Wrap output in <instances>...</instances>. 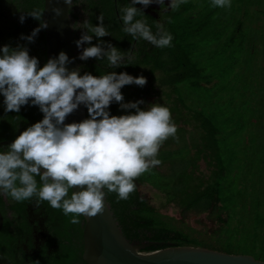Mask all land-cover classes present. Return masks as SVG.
<instances>
[{"label": "trees", "instance_id": "16d2710c", "mask_svg": "<svg viewBox=\"0 0 264 264\" xmlns=\"http://www.w3.org/2000/svg\"><path fill=\"white\" fill-rule=\"evenodd\" d=\"M83 2L89 8V22L98 25L100 21L97 17L102 15L104 26L109 32V35L99 38L89 33L92 35V41L87 47L100 44L107 48V45L111 44L124 54L127 64L111 68L106 57L103 60L91 58L94 61L88 60L79 66L81 75L90 73L99 76L112 71L126 72L134 77L142 75L146 78L148 75L147 83L143 87L133 83L121 88L124 103L135 102L141 96L148 95L150 88H156L152 81H157L158 87L172 88L185 81H189L191 85H200L201 79L193 80L202 69L191 58V42L187 30L189 23L197 15L194 12V1L186 0L177 10L166 12L163 26L172 35V41L171 46L163 48L156 47L142 38H133L123 31L121 9L127 7V4L122 0ZM233 4L235 11L242 16V19H239L241 28H238V32L242 30L243 18L252 13L259 15V21L264 19V0H236ZM34 9L42 10L43 0H0V47L24 46L30 56L38 59L39 66H43V29L31 42L21 38L30 35L40 24V21L28 14ZM22 15L23 23L20 22ZM180 16L184 19L178 21ZM150 24L148 23L151 30L156 33V25L152 27ZM253 28L261 34L264 44V25L259 27V22L255 21ZM131 47L133 50L130 52ZM157 73L159 75L156 77ZM209 78L204 82L207 85L212 83ZM170 93L174 92L170 89L169 93L163 94L169 98ZM154 102L170 109L173 122L177 125V130L184 132L183 135H187V128L179 124L189 123L181 122L180 118L185 116V120L191 122L190 140L184 138V146L190 148V156L180 171H175L176 159L169 155L160 157L164 152H171V149H174V152L178 150L179 141L170 137L162 146L172 143L175 148H162L157 157L161 161L171 163L169 173V170L162 172L156 166L151 168L136 179V190L127 200H120L116 193H109L105 189V197L124 236L132 241L138 237L141 229L156 230L157 234L144 243L148 244L144 251H154L172 245L219 249L222 244L216 245L213 239L217 242L236 241L237 248L227 244L230 246L225 247L223 251L251 253L256 259L264 260V104L259 108L260 117L240 116L237 120L225 118L226 124L222 127L221 122L225 121L224 111L213 110L211 103L187 106L181 100L175 99L172 105H169L168 101L163 103L161 98ZM245 105L248 106V103ZM139 107L144 109L142 104ZM248 108L243 109L242 113H256L255 109H258L251 102ZM121 110L120 104L115 101L108 108L110 115H122ZM134 111L135 109H130V112ZM85 113L86 119L89 118L86 106ZM42 118L43 113L39 106L33 105L31 101L21 106L19 112L5 111L4 97L0 94V140L16 138L23 130ZM246 128L249 132H245L236 147L231 143L233 138H238L236 131ZM226 143H229V149ZM8 145L10 144L0 146V151L7 150ZM192 146L196 149L194 155L191 154ZM231 148L236 149V152L231 153ZM224 152H229L228 159L233 165L226 166L222 156ZM238 155L243 156V160L241 165L236 166L233 160L237 159ZM201 157L211 167L208 175L197 173L196 160ZM37 180L39 181V177ZM141 183H148L161 192L167 202L178 205L180 217L161 213L151 205L139 193L138 185ZM0 211L3 216L0 230V264H23V259H18L22 249L20 243L23 235L30 232L32 213L43 217L45 225L49 226L58 244L57 253L48 264H86L82 259V216L79 217V224H72L71 214L65 216L62 209H54L46 201L37 203V198L33 197L31 200L17 202L5 194L4 197L0 195ZM190 214L197 216L196 221L204 227L197 229L190 226L186 222ZM207 222L210 227L206 228Z\"/></svg>", "mask_w": 264, "mask_h": 264}, {"label": "clouds", "instance_id": "9594fccd", "mask_svg": "<svg viewBox=\"0 0 264 264\" xmlns=\"http://www.w3.org/2000/svg\"><path fill=\"white\" fill-rule=\"evenodd\" d=\"M160 6L164 0H132L121 9L123 31L133 38H142L156 47L171 46L172 35L157 23L153 33L144 19H135L141 9L151 3ZM71 5L72 0H65ZM186 0H170L169 7L177 10ZM214 7H231V0H212ZM44 10L34 9L28 14L40 21L30 35L22 36L29 42L47 22L41 20ZM55 16L61 9L54 7ZM98 25L84 21L87 31L75 43L91 44L97 38L109 35L104 17L98 16ZM24 16L20 17L23 23ZM107 58L108 66L116 68L127 64L124 54L111 44L85 47L81 60ZM67 54L61 51L57 58H49L39 66L24 46L0 47V94L5 111L19 112L31 101L39 106L43 118L23 130L0 151V190L17 202L37 198L46 201L63 214H71L70 222L79 224L80 216L95 217L104 210L106 192L116 193L127 200L136 190L135 181L151 168L159 166V150L168 139H177V125L168 107L152 103L139 107L143 100L124 103L121 88L136 84L143 87L144 76L126 72H105L94 76L79 74V69L68 70ZM115 101L122 109H135L122 115H110L108 108ZM80 104L87 107L89 118L80 122L64 123L66 117ZM39 177V181L37 180ZM79 188L80 191H71Z\"/></svg>", "mask_w": 264, "mask_h": 264}, {"label": "rangeland", "instance_id": "374dc122", "mask_svg": "<svg viewBox=\"0 0 264 264\" xmlns=\"http://www.w3.org/2000/svg\"><path fill=\"white\" fill-rule=\"evenodd\" d=\"M192 1L196 3V10L194 12H196L197 15L189 23L187 30L190 36L189 40L191 42V45H189L192 53L191 58L195 60L202 69L200 74L193 80H196L197 78L201 79L200 85H191L189 81H185L172 88L169 86L158 87L157 81H152L151 83L155 85L156 88H150L149 94L141 96L139 100L144 101L142 104L144 108L152 103H155L154 100H160V98L163 103L168 101L169 105H172L171 103L175 99L181 100L187 106L195 104L205 105L207 103H211L213 110L224 111L223 116L225 121L221 122L222 127L226 124L225 118L237 120L240 116L248 118L251 116L260 117L259 115L261 114L259 113V108L261 109L264 104V44L263 37L260 36L261 34L254 31L253 24L255 21H258L259 27H262L264 25V19L259 21V15L256 14L255 16L252 13V15L243 18L244 24L242 25V30L238 32V28H241L239 19H242V16L234 9L235 4L233 3L236 0H231V7H218L217 9H214V6H212V0ZM73 5V10L75 11L74 19H71L73 31L75 30L77 35L81 36V32L84 29L82 28L84 27L83 23L87 20L85 3L83 0H75ZM218 18L220 19L218 20ZM180 19H184L183 16L178 17V21ZM197 28L199 29L196 31ZM76 55L80 56L79 47L77 46ZM158 75L159 73L156 74V77ZM209 77L211 78L212 83L207 85L204 82ZM146 78H148V75H146ZM170 89L174 93H170L168 98L163 93H169ZM158 91L160 93H157ZM250 102L258 108L255 109L256 113L250 111L242 113L243 109H249L248 106ZM245 103H248V106H246ZM121 113L127 114L131 112L130 109H122ZM173 116H176V114H173ZM180 119L181 122L189 124L180 123L179 125L186 127L188 132L191 131V122L185 120V116ZM245 132H249V129L246 128L244 130L236 131V135L239 139L233 138L231 143H234L237 147V142L239 143L242 136H245ZM183 134V131L177 130L178 144L180 145L178 150L174 152V149H171V152H164L160 155V157L169 155L173 159H176L177 167L175 171H180L190 156V148H186L184 146V138L187 140L189 138L190 140V135L189 133L187 135ZM226 145L229 149V143H226ZM162 148L169 149L175 148V146L172 143H169L165 144L160 149ZM195 151L196 149L192 146L191 154L194 155ZM234 152H236V149L231 148V153ZM228 154L229 152H224L222 155L223 159L227 163L226 166L229 164L233 165L229 162L230 159H228ZM242 160L243 156L240 157L238 155L237 159L233 160L235 163L234 165H241ZM170 164L171 163L169 161H161V164L156 167H158L162 172H167ZM196 165L198 174H209L211 167L203 158L197 159ZM170 171L171 170L167 173ZM138 190L139 193L161 213L168 214L176 218L180 217L179 206L173 202H167L164 195L148 183L139 184ZM0 195L4 197L3 190H0ZM196 219L197 216L190 214L186 222L194 228H203L204 226H202L201 223H198ZM209 224V222L206 223V228L210 227ZM185 227L187 228V226ZM155 234H157V231L154 229H141L139 230L138 237L134 238L132 241L145 243L147 239L155 236ZM206 239L208 240L207 237ZM213 241L216 245L222 244L221 246L223 247L219 246V249H214L222 252H225L223 251L225 247L231 245L232 247L237 248L236 246L238 245V242L236 241L226 242L225 240H222L221 242H217L214 239ZM229 253L245 254L246 252ZM248 255H251V253Z\"/></svg>", "mask_w": 264, "mask_h": 264}, {"label": "water", "instance_id": "95a60500", "mask_svg": "<svg viewBox=\"0 0 264 264\" xmlns=\"http://www.w3.org/2000/svg\"><path fill=\"white\" fill-rule=\"evenodd\" d=\"M170 1L166 0L169 6ZM61 9L55 16L52 9ZM41 20L47 22L43 28L45 38V63L57 58L63 51L69 58L68 70L80 68L76 59L71 27L70 5L65 0H43ZM86 119L85 105L80 104L69 114L64 123ZM15 139V138H14ZM14 139L0 140V146L11 144ZM73 188L71 191H80ZM82 259L86 264H264L248 254H233L194 245H172L154 251H144L148 244L128 240L105 197L104 210L95 217L82 216ZM3 216L0 211V229Z\"/></svg>", "mask_w": 264, "mask_h": 264}, {"label": "flooded vegetation", "instance_id": "af4514ba", "mask_svg": "<svg viewBox=\"0 0 264 264\" xmlns=\"http://www.w3.org/2000/svg\"><path fill=\"white\" fill-rule=\"evenodd\" d=\"M122 2L127 4V6H130L132 0H122ZM74 3L75 0H72V4L70 5L71 19H74V15H75V11L73 10ZM135 7L141 9V11H139L137 16L135 17V19H144L147 22V24L151 23L150 25L152 27L154 25H157V23L163 24L166 12H169L171 10L170 7L166 5V0H164V4L161 6L153 2L147 7L140 4L135 5ZM85 9L87 13L86 18L87 21H89V8L85 6ZM71 27H72L73 41H74L75 54H76L77 45L75 42L79 40L81 36H78L75 30L73 31L72 23H71ZM86 31L87 30L84 28L83 31L81 32V35L84 34ZM85 47H87V43L80 45L79 47L80 54ZM132 50L133 47L130 48V52ZM79 57L80 56L76 55V59L79 65L84 64L88 60L94 61L91 58H88L87 60H81ZM20 245L22 246L20 253L22 258H20L21 256H19L18 259H23V264H38L39 262H42L43 264H48L56 255L58 250V244L54 239V237L52 236L49 226L45 225V221L43 217H40L39 214H34V213H32L30 232L23 235V240L21 241Z\"/></svg>", "mask_w": 264, "mask_h": 264}, {"label": "crops", "instance_id": "0c3cea01", "mask_svg": "<svg viewBox=\"0 0 264 264\" xmlns=\"http://www.w3.org/2000/svg\"><path fill=\"white\" fill-rule=\"evenodd\" d=\"M190 132L192 133V130L191 131H189V132H187V134L189 133V135H190ZM203 157H201V159H202Z\"/></svg>", "mask_w": 264, "mask_h": 264}]
</instances>
